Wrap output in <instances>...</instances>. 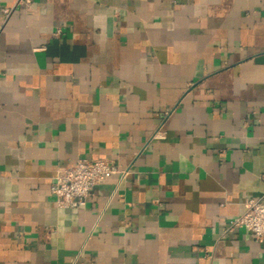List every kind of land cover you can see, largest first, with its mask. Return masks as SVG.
Returning <instances> with one entry per match:
<instances>
[{
	"label": "crops",
	"instance_id": "1",
	"mask_svg": "<svg viewBox=\"0 0 264 264\" xmlns=\"http://www.w3.org/2000/svg\"><path fill=\"white\" fill-rule=\"evenodd\" d=\"M0 0V264H264V0ZM127 173L62 208L80 159Z\"/></svg>",
	"mask_w": 264,
	"mask_h": 264
},
{
	"label": "built area",
	"instance_id": "2",
	"mask_svg": "<svg viewBox=\"0 0 264 264\" xmlns=\"http://www.w3.org/2000/svg\"><path fill=\"white\" fill-rule=\"evenodd\" d=\"M31 5L32 0H15L12 7H4L1 11L8 18L17 9H28ZM126 173L110 159H80L57 171L51 184V193L58 207L77 208L87 203L96 185L112 175L125 176ZM244 207V212L230 221L226 231L245 229L251 232L258 242H264V194L258 198H247Z\"/></svg>",
	"mask_w": 264,
	"mask_h": 264
},
{
	"label": "water",
	"instance_id": "3",
	"mask_svg": "<svg viewBox=\"0 0 264 264\" xmlns=\"http://www.w3.org/2000/svg\"><path fill=\"white\" fill-rule=\"evenodd\" d=\"M256 62L264 63V54L259 55L258 57H256Z\"/></svg>",
	"mask_w": 264,
	"mask_h": 264
}]
</instances>
